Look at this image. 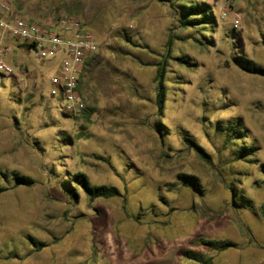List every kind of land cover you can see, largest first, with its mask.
<instances>
[{"label": "rangeland", "instance_id": "1", "mask_svg": "<svg viewBox=\"0 0 264 264\" xmlns=\"http://www.w3.org/2000/svg\"><path fill=\"white\" fill-rule=\"evenodd\" d=\"M7 1L44 25L77 18L98 50L77 116L49 96L58 61L17 43L5 57L13 74L0 73V264H200L186 251L211 264H264V76L236 61L264 69V1L236 0L223 17L214 0H182L209 3L215 16L214 27L188 29L157 0ZM245 148L254 152L240 159ZM15 174L34 185L17 186ZM77 174L122 196L91 202Z\"/></svg>", "mask_w": 264, "mask_h": 264}, {"label": "built area", "instance_id": "2", "mask_svg": "<svg viewBox=\"0 0 264 264\" xmlns=\"http://www.w3.org/2000/svg\"><path fill=\"white\" fill-rule=\"evenodd\" d=\"M227 17L236 0H214ZM236 20V27H239ZM13 43L28 48L40 61H58L53 71L49 96L61 103L69 115H80L87 103L80 86L85 65L98 50L95 34L77 18L64 17L46 25L30 21L0 0V73L13 74L5 57L13 51Z\"/></svg>", "mask_w": 264, "mask_h": 264}, {"label": "trees", "instance_id": "3", "mask_svg": "<svg viewBox=\"0 0 264 264\" xmlns=\"http://www.w3.org/2000/svg\"><path fill=\"white\" fill-rule=\"evenodd\" d=\"M164 4H169L171 7L175 8V13H177V21L180 24L182 29L188 28H199V27H207L215 25V16L213 14V7L209 3L202 4H181L182 0H157ZM185 2V0H184ZM178 7V9H177ZM177 9V10H176ZM264 45V39H263ZM238 63H242L243 69L246 71L264 76V69L261 66H258L254 62L245 59L243 57H238L236 60ZM58 63V62H57ZM165 76H166V68L163 62L160 64L157 70V74L155 77V81L157 82V107L159 110V115L162 116L165 110V103L167 101V87L165 85ZM81 89V86H80ZM87 110V107L82 112L84 113ZM160 131V130H159ZM191 142V140H188ZM198 155L201 158H206V152L200 148L199 146H195ZM254 152V148H245L244 153L240 156V159L248 158ZM16 185H24L31 187L34 185L35 181L29 177L19 176L15 174ZM179 180L187 187H192L198 191L201 190L200 179L193 175L182 174L179 176ZM73 182H75L78 186H80L89 200L92 202L96 199H112L116 197L122 196L120 190L114 186H95L92 185L88 178L83 174H77L74 176ZM6 188L0 187V194L5 192ZM28 240L30 243L36 247L37 249H42L45 246V243L36 240L33 237H29ZM203 243L210 248H213L217 251H226L234 246L232 242L229 241H203ZM184 256L190 260H193L200 264H211V259H205L203 254L195 253L192 251H186Z\"/></svg>", "mask_w": 264, "mask_h": 264}, {"label": "crops", "instance_id": "4", "mask_svg": "<svg viewBox=\"0 0 264 264\" xmlns=\"http://www.w3.org/2000/svg\"><path fill=\"white\" fill-rule=\"evenodd\" d=\"M260 2L264 1V0H259Z\"/></svg>", "mask_w": 264, "mask_h": 264}]
</instances>
